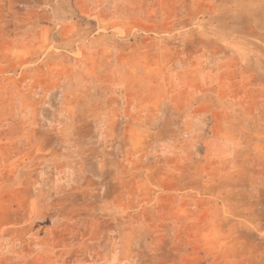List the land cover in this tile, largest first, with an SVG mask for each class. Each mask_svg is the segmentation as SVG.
Wrapping results in <instances>:
<instances>
[{
    "label": "rangeland",
    "instance_id": "1",
    "mask_svg": "<svg viewBox=\"0 0 264 264\" xmlns=\"http://www.w3.org/2000/svg\"><path fill=\"white\" fill-rule=\"evenodd\" d=\"M0 264H264V0H0Z\"/></svg>",
    "mask_w": 264,
    "mask_h": 264
}]
</instances>
